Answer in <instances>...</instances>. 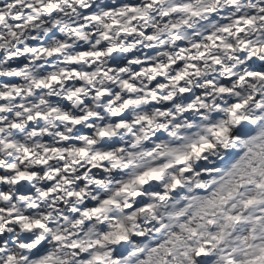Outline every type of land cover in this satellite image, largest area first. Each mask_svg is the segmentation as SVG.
<instances>
[{
    "label": "snow or ice",
    "instance_id": "obj_1",
    "mask_svg": "<svg viewBox=\"0 0 264 264\" xmlns=\"http://www.w3.org/2000/svg\"><path fill=\"white\" fill-rule=\"evenodd\" d=\"M0 264H264V0H0Z\"/></svg>",
    "mask_w": 264,
    "mask_h": 264
}]
</instances>
